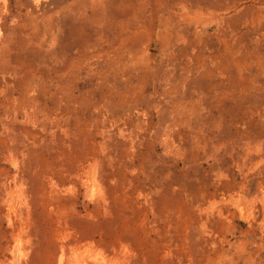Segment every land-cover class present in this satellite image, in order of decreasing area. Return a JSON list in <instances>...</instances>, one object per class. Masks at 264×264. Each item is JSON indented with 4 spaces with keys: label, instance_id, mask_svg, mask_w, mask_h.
<instances>
[{
    "label": "rangeland",
    "instance_id": "374dc122",
    "mask_svg": "<svg viewBox=\"0 0 264 264\" xmlns=\"http://www.w3.org/2000/svg\"><path fill=\"white\" fill-rule=\"evenodd\" d=\"M60 245L264 264V0H0V264Z\"/></svg>",
    "mask_w": 264,
    "mask_h": 264
},
{
    "label": "bare ground",
    "instance_id": "6f19581e",
    "mask_svg": "<svg viewBox=\"0 0 264 264\" xmlns=\"http://www.w3.org/2000/svg\"><path fill=\"white\" fill-rule=\"evenodd\" d=\"M87 160V159H86ZM257 191V190H256ZM255 191V192H256ZM255 197V196H254ZM256 208V207H255ZM77 245L79 246V244L77 243ZM84 245V244H83ZM61 246V245H60ZM76 247V246H75ZM96 247V246H95ZM94 247V248H95ZM63 246H61L60 247V254H59V259L60 258H62L63 259V254L65 253V250H63ZM77 248V247H76ZM93 247L92 248H90V247H85L84 246V248L82 247V248H77L78 250L75 252V253H73L71 256H69L70 257V260L68 259L67 261L69 262L70 261V264H89L90 263V259L88 258V257H91V256H94L95 254H94V252L95 251H93L92 249H94ZM97 248H100V247H97ZM100 249H102V248H100ZM100 249H99V251H100ZM96 250H98V249H96ZM103 250V249H102ZM98 251V252H99ZM72 252V251H71ZM69 254V253H68ZM67 254V255H68ZM107 254V253H106ZM91 255V256H90ZM100 255V254H99ZM108 255V254H107ZM102 256V255H101ZM68 257V256H67ZM68 257V258H69ZM103 257V256H102ZM93 258V257H92ZM96 258V257H95ZM100 258V257H99ZM58 259V260H59ZM61 260V259H60ZM100 260L102 261V263H104L103 262V260H102V258H100ZM107 261V260H106ZM59 262V264H62L61 262H62V260L61 261H58ZM92 262V261H91ZM64 263V262H63ZM68 264V263H67ZM92 264H94V263H92ZM98 264V263H97ZM101 264V263H100Z\"/></svg>",
    "mask_w": 264,
    "mask_h": 264
}]
</instances>
